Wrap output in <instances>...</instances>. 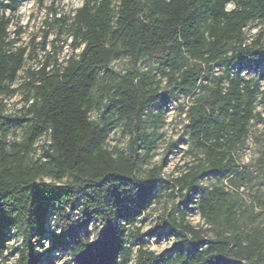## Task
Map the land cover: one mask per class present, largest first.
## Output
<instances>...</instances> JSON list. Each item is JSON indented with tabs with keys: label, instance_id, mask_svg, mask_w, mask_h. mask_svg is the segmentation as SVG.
<instances>
[{
	"label": "trees",
	"instance_id": "obj_1",
	"mask_svg": "<svg viewBox=\"0 0 264 264\" xmlns=\"http://www.w3.org/2000/svg\"><path fill=\"white\" fill-rule=\"evenodd\" d=\"M25 1L0 0V97L14 93L25 55V49L12 50L6 11ZM114 2L83 0L71 24H61L73 52L82 48L81 53L65 66L55 62L50 69L48 58L27 72L23 143L8 145L12 125L9 119L0 122V264L7 262L11 232L20 228L24 245L16 250L15 264H40L32 233L43 238L55 203L60 232L52 234V245L68 253L67 264H130L134 256L135 264H264V225L248 228L236 195L202 184L209 176L231 183L243 179L235 154L249 136L261 91L240 67L264 62V30L249 44L244 31L264 24V0ZM121 59L133 68L117 76L110 66ZM143 60L154 62L159 75L139 71ZM180 97L192 100L184 134L201 157L173 179L179 203L160 217L158 228L173 237L171 248L156 254L139 237L135 254L126 234L149 209L159 180V169L145 180L137 177L139 150L153 148L148 129L158 127L165 114L160 110L153 119V111ZM94 112L97 120H91ZM118 127L130 137L128 149L109 151L108 137ZM44 135L50 141L43 157L29 162ZM193 211L209 229L189 223ZM91 223L103 226L98 239L88 231Z\"/></svg>",
	"mask_w": 264,
	"mask_h": 264
},
{
	"label": "rangeland",
	"instance_id": "obj_2",
	"mask_svg": "<svg viewBox=\"0 0 264 264\" xmlns=\"http://www.w3.org/2000/svg\"><path fill=\"white\" fill-rule=\"evenodd\" d=\"M82 5L83 0H26L16 11H6V15L12 19L9 27L10 39L13 41L12 50L25 49L23 67L11 87L14 93L0 97V122H7L9 119L12 125L5 138L8 145L21 144L25 140L27 122L23 118L26 105L24 97L27 91L23 84L28 80L27 72L39 70L48 58L51 63L50 69L55 62L65 66L71 56L81 53L82 48L73 52L71 36L66 30L61 32V24L64 21L70 25L76 10ZM114 5H117V0ZM232 8L233 5L228 4L227 9ZM263 30V23L256 22L248 25L244 31L247 43H252ZM262 44L264 45V37ZM110 67L117 76H122L133 68L128 59L113 61ZM156 68L157 65L149 60H143L138 65V70L141 72L157 74ZM240 70L247 79H254L261 91L255 110L256 117L249 128V136L235 154L243 179L231 183L221 177L209 176L202 180V184L208 187H223L236 195L243 213L245 212V222L249 228L253 225H264V167L262 165L264 160V62L259 66L246 63L240 67ZM214 71L215 77L222 75L220 68L216 67ZM165 85L163 82L161 87ZM191 102V99L184 97L175 98L160 105L159 109L152 113L154 119L160 110L165 111L158 127L151 126L148 129V133L153 134V148L149 152L139 150L143 163L137 177L145 180L153 170L159 169V180L152 193L149 209L134 226L129 227L126 234L128 244L133 247L135 254L139 248V237H142L145 242V249L156 254L164 253L171 248L173 237L169 235L168 230L158 228L160 217L170 213L179 203V198L172 195L173 179L179 177L186 170L187 165H191L201 157L184 134V126L187 123L186 110ZM90 117L91 120H97L98 116L94 112ZM49 141L48 135H44L36 143L29 156V162L43 157L44 146L49 144ZM129 141L130 137L123 133L121 127H118L110 133L106 148L109 151L116 149L126 151ZM40 180L46 183L52 182L49 177H43ZM69 180L65 179L60 185H64ZM197 200L198 195L191 197L192 203ZM59 207L58 203L51 206L46 217V233L42 239H38L36 231L32 233L34 252L40 257V264H67L71 260L66 251L55 249L52 245V234L60 232ZM66 209L69 211V208L66 207ZM69 214L71 217H76L78 213L69 212ZM188 221L197 229H209L197 211L190 212ZM102 229L103 226L100 223H91L88 231L92 233V239H98ZM84 233L83 230L82 234ZM208 235L212 234L208 232ZM10 236L6 264H15L16 250L24 245V229L13 231ZM135 261L134 256L130 264H135Z\"/></svg>",
	"mask_w": 264,
	"mask_h": 264
}]
</instances>
